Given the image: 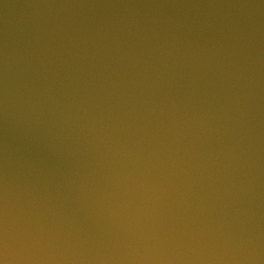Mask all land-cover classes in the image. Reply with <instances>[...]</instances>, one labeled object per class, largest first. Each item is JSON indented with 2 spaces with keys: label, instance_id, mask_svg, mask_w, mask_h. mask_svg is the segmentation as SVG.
<instances>
[{
  "label": "water",
  "instance_id": "1",
  "mask_svg": "<svg viewBox=\"0 0 264 264\" xmlns=\"http://www.w3.org/2000/svg\"><path fill=\"white\" fill-rule=\"evenodd\" d=\"M0 264H264V0H0Z\"/></svg>",
  "mask_w": 264,
  "mask_h": 264
}]
</instances>
